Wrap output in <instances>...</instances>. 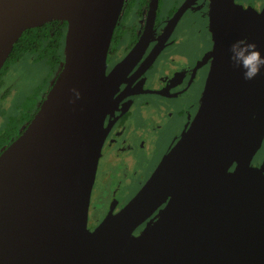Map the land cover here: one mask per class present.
I'll return each instance as SVG.
<instances>
[{"label":"water","instance_id":"water-1","mask_svg":"<svg viewBox=\"0 0 264 264\" xmlns=\"http://www.w3.org/2000/svg\"><path fill=\"white\" fill-rule=\"evenodd\" d=\"M123 2L0 0V69L24 31L66 23L59 73L0 153V264H264V179L248 170L264 136V72L246 81L228 60L237 40L264 55V5L241 0H209L214 53L191 125L131 200L88 231L119 81L105 77V59Z\"/></svg>","mask_w":264,"mask_h":264},{"label":"flooded vegetation","instance_id":"flooded-vegetation-1","mask_svg":"<svg viewBox=\"0 0 264 264\" xmlns=\"http://www.w3.org/2000/svg\"><path fill=\"white\" fill-rule=\"evenodd\" d=\"M241 1L244 7L250 3L257 12L264 5V1L260 6L256 0ZM134 52L135 57L126 63ZM213 53L209 0H156L155 3L153 0H124L107 50L104 73L105 77L118 73L119 81L112 95V105L102 121V155L92 186L93 190L100 183L103 190L110 192L97 199L98 210L94 212L96 208L92 205L91 190L87 221L89 232L109 212L116 213L131 200L191 125L202 99ZM23 60V68L31 70L41 62H34L31 57ZM21 61L9 65L0 74L1 101L11 95L16 85L18 70L22 69L19 67ZM62 64L63 55L54 71L49 68L53 82ZM52 81L49 87L45 83L47 90L36 97L33 92L20 103L10 101L12 110L0 132L10 118L18 121L23 110L32 111L28 121L22 123L23 128L11 135L9 144L31 120ZM32 98H36L35 101L27 104ZM24 105L28 107L24 108ZM9 144H3L0 153ZM263 160L264 136L248 167V170H255L262 180L264 169L260 170V165ZM233 167L234 164L231 169ZM158 210L134 230L127 244L145 227L151 229L154 226L156 218L153 217Z\"/></svg>","mask_w":264,"mask_h":264},{"label":"trees","instance_id":"trees-1","mask_svg":"<svg viewBox=\"0 0 264 264\" xmlns=\"http://www.w3.org/2000/svg\"><path fill=\"white\" fill-rule=\"evenodd\" d=\"M66 23L63 21H51L36 28H31L22 33L20 38L13 45L10 54L4 62L0 74L6 71L9 65L21 61L23 58L31 57L34 62L46 60L51 70L61 63L63 55V38ZM23 110L20 120L16 121L14 117L10 118L5 128L0 132V147L9 144L12 134L16 130L23 128L22 123L27 122L29 116H26Z\"/></svg>","mask_w":264,"mask_h":264},{"label":"rangeland","instance_id":"rangeland-1","mask_svg":"<svg viewBox=\"0 0 264 264\" xmlns=\"http://www.w3.org/2000/svg\"><path fill=\"white\" fill-rule=\"evenodd\" d=\"M258 1L257 6H260L261 3L264 0H256ZM20 66L22 69L18 70L20 71L18 75L16 76V85L13 86L11 95H9L7 98L4 100H0V127L3 126L5 123L6 118L8 117V114L11 113V107H10V101L11 103L14 101L15 103H20L23 101L25 96L31 95V93H35V97L38 94H41L42 92H45L49 85L51 84L52 78L50 77V69L51 66H49L46 62L41 61L37 63V67L35 70H31L28 68H23L25 67L24 60L20 62ZM19 77V78H18ZM53 82V81H52ZM10 83V82H9ZM45 83L47 84L48 87L45 86ZM35 84V86H34ZM42 86V87H41ZM36 88V89H35ZM35 89V91H34ZM39 97V96H38ZM36 98H32V100L27 102V104L31 105L33 101H35ZM34 104V103H33ZM32 104V105H33ZM28 106L24 105V108H27ZM26 111V116H29L32 111L29 112V109L25 110ZM5 113V114H4ZM2 114H4L2 116ZM102 185L100 183H97L92 190V196L94 198V201L92 203L93 208L95 207L93 211L98 210L97 208V199L100 197H105L109 194L110 190H103ZM106 201L103 202V206H105ZM101 208V206H100ZM93 212V213H94Z\"/></svg>","mask_w":264,"mask_h":264},{"label":"clouds","instance_id":"clouds-1","mask_svg":"<svg viewBox=\"0 0 264 264\" xmlns=\"http://www.w3.org/2000/svg\"><path fill=\"white\" fill-rule=\"evenodd\" d=\"M228 53L229 62L242 70L244 80H253L264 72V55H261L254 43L246 40L233 41ZM76 98H79V92L76 93Z\"/></svg>","mask_w":264,"mask_h":264}]
</instances>
